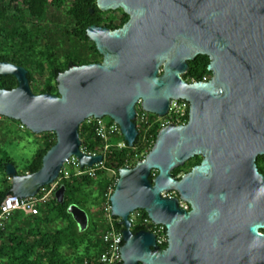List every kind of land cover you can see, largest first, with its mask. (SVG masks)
Segmentation results:
<instances>
[{"label":"water","instance_id":"95a60500","mask_svg":"<svg viewBox=\"0 0 264 264\" xmlns=\"http://www.w3.org/2000/svg\"><path fill=\"white\" fill-rule=\"evenodd\" d=\"M96 1L103 11L122 8L130 18L113 31L88 27L104 59L60 72L58 94L35 93L26 67L0 60V75L18 80L12 89L0 88V116L56 135L39 170L20 174L14 163L6 165L7 195H37L73 155L81 167L102 161L103 154L82 150L87 118L110 116L133 147L139 102L165 116L172 99H185L188 120L162 126L145 157L119 170L110 197L123 230V260L115 264H264V173L257 162L264 155V0ZM199 54L209 56L212 75L188 81L183 75ZM195 155L203 156L201 163L173 175ZM65 193L62 184L59 202ZM139 208L165 226V249L156 233L131 230L130 214ZM68 211L81 231L88 228L85 209L71 204Z\"/></svg>","mask_w":264,"mask_h":264},{"label":"trees","instance_id":"16d2710c","mask_svg":"<svg viewBox=\"0 0 264 264\" xmlns=\"http://www.w3.org/2000/svg\"><path fill=\"white\" fill-rule=\"evenodd\" d=\"M90 7H96V0H0V60L26 67L35 93L58 94V74L75 62L70 54L68 41L72 19L77 17L83 22L88 16L91 17ZM209 63L208 55H197L195 59L189 61L190 68L183 77L188 81L204 80L212 75L208 69ZM41 74L44 75L43 78ZM17 85L18 80L14 75H0V88L12 89ZM189 112L190 109L186 119L189 118ZM19 124L22 125L21 122ZM159 129L160 126L157 124L150 131L153 144ZM142 136L141 130L132 154V156L141 154L139 160L149 152L140 142ZM80 137L82 148L87 152H100L103 148L104 142L96 137L92 125L82 124ZM36 142L38 148L35 154L22 170H18V173L39 170L44 155L56 143V135L54 132L37 134ZM128 151V148L123 150L110 148L105 159L106 168L119 171L127 165L132 166L135 162L132 157H128ZM0 152H3L0 158V171L5 173L6 165L9 162L15 164V161L6 151ZM257 162L264 173V155H259ZM184 170L185 165H181L174 169L173 175L180 176ZM103 171L104 169L99 170L98 176H102ZM154 175L155 173L151 175V179ZM60 176H63V172ZM8 180L9 177L0 189V205L4 197L12 193V182L9 183ZM90 183L93 184V180L89 175L62 177L58 187L62 184L66 187L63 202L57 200L55 189L46 203L38 205L37 214L16 211L8 220L6 227L0 230V264H70L72 261L70 255L74 252L80 253L87 239H92L93 247L86 246L85 249H88L91 255L97 253L98 230L81 231L73 215L68 211L71 204L87 209L84 188ZM97 185L99 188L101 182ZM106 186L104 185V190ZM83 262L84 260L81 261L82 264Z\"/></svg>","mask_w":264,"mask_h":264},{"label":"built area","instance_id":"2783aa9c","mask_svg":"<svg viewBox=\"0 0 264 264\" xmlns=\"http://www.w3.org/2000/svg\"><path fill=\"white\" fill-rule=\"evenodd\" d=\"M206 79L207 77L204 80ZM189 109H190V103L187 100L172 99L170 103L169 111L167 113V115L170 116V119L167 121H162V122L159 121L158 119L150 121L148 119L146 112L140 113L137 110L136 123L139 128V131L141 130L143 131V136L140 142L143 145H145V149L150 150L153 146V140L151 138L152 136L150 135V131L155 125L158 124L160 127H162V126L167 125L168 123H185L184 120L186 118V115L188 114ZM94 119H96V121H94ZM85 121L89 125H92L94 127L96 137L103 140L105 144L103 145V148L101 149L100 152H90V151L87 152L83 148L82 150L89 154H95V155L103 154L104 159L96 163L94 166H92L90 170H80L74 173V175L76 176L89 175L90 177H94L96 179L98 178L97 176H98V171L100 170V168L105 167L106 155L109 152L110 148L115 147V148L123 149L128 144L126 141L125 142L120 141L116 144H111L109 142V138L111 136L116 135L118 132H122L119 124L116 121H115L116 122L115 124L110 125V124L104 123L102 117H94V116L87 118ZM21 126L23 127L24 124H22ZM72 165H80V162L75 155L71 156L65 161L64 166L61 171V173L63 172V176H59V178H57L55 182L49 185L43 186L38 192V194L35 196L25 198L19 195H12V196L6 195L0 205V230L6 227L8 220L18 210H21L29 214H37L39 212L38 205L40 203H46L52 197V193L53 191H55V189H57L62 177H70L73 175V173H71V170H70ZM127 166H130V165H127ZM85 167H89V166H85ZM85 167H82V168H85ZM112 171H113L112 177L114 178V182H111L108 185L104 193V195L108 199L107 206L105 207V211L111 210L110 197L117 185V181L119 178L118 175L115 174V170H112ZM133 212H136V210ZM130 219L132 220L131 217ZM121 220L122 218L119 217L117 222ZM117 222L113 224L112 228L99 234L98 240H97L99 244V250L97 251V253H94L92 257L85 258L83 264H115V262H121L123 260L120 254V251H119V240L123 237V230L119 228ZM145 223L153 224L152 231L157 234V241L159 244L166 242L167 236L165 234L164 225L154 224L152 220L150 221L148 219L145 220Z\"/></svg>","mask_w":264,"mask_h":264},{"label":"rangeland","instance_id":"374dc122","mask_svg":"<svg viewBox=\"0 0 264 264\" xmlns=\"http://www.w3.org/2000/svg\"><path fill=\"white\" fill-rule=\"evenodd\" d=\"M73 52V51H70ZM95 52L93 51V54L88 52L89 54H92L95 56ZM78 55L80 56H86L83 55L82 51L77 52ZM40 76V74H39ZM41 77L43 78L44 75L41 74ZM39 81V80H38ZM137 110L140 113L146 112L148 119L150 121L153 120H159V121H167L170 119L169 115L165 116H160L158 114L152 113V112H147L146 110L143 109L141 103L137 104ZM103 122L106 124H115L116 122L108 115L102 117ZM188 119L185 118V122ZM96 121V119H94ZM20 121L19 120H13L5 116H0V150L1 151H6L15 161V165L18 170H22L27 161H29L33 155L35 154L37 148H38V143L36 142L37 138V133L33 132L29 128H27L25 125L23 127L20 126ZM87 123L86 121L83 122L82 124ZM81 124V126H82ZM88 124V123H87ZM80 126V128H81ZM161 128V127H160ZM120 141L125 142L124 135L122 132H118L116 135H113L109 138V142L111 144H116ZM105 143H103L104 145ZM112 148V147H111ZM129 149L128 157H132L134 162V165L139 161L141 154H138L136 156H132L134 153V146L129 147L128 145L123 148V149ZM119 150H123L120 148H117ZM145 152V151H144ZM142 152V153H144ZM3 152H0V158L2 157ZM143 155V154H142ZM132 164V166H134ZM68 166V165H67ZM131 166V165H130ZM69 167V166H68ZM91 167H85L82 168L80 165H72L71 166V173H76L80 170H90ZM104 169L102 176H97L98 178L92 177L93 184L90 183L89 185H86L84 188V197H85V202H87V213L89 216V229L87 228L86 230L90 231H95L98 230V233L101 234L102 232L112 228L113 224L117 222L118 216H113L111 213V210L105 211V207L107 206V197L104 195L105 190L107 189V186L111 183L114 182V179L112 177L113 175V169L106 168H100ZM99 172V171H98ZM100 174V173H99ZM115 174L119 175V171L115 170ZM76 176V175H74ZM7 177L9 175L5 172L0 171V189L4 186V182L7 180ZM9 183H11V179L8 180ZM101 182L100 187L98 188V185ZM104 185H107L104 190ZM101 188V189H100ZM100 189V191H98ZM104 190V191H103ZM169 195V194H168ZM41 205L44 203H40ZM132 218V222L134 225H144L145 220L148 219L151 221L149 218L148 214L144 211V209H136V212H132L130 215ZM147 224V223H146ZM89 232L87 234H89ZM95 236V235H94ZM92 239H87L83 246L81 247L80 253L74 252L70 255L72 261L70 264H82L81 261L84 260L85 258H90L93 255L89 253L87 248H92Z\"/></svg>","mask_w":264,"mask_h":264},{"label":"flooded vegetation","instance_id":"af4514ba","mask_svg":"<svg viewBox=\"0 0 264 264\" xmlns=\"http://www.w3.org/2000/svg\"><path fill=\"white\" fill-rule=\"evenodd\" d=\"M89 12L91 14V17L88 16L83 22L77 19V17H74L72 19V23L70 26L69 31V51H73L70 54H72L75 62H73L71 66L77 65H84L89 63H99L102 62L104 57L97 49L96 43L90 38L88 34V27L91 25H96L97 27H105L109 28L111 31L116 30L118 28H121L124 26V24L129 20L130 15L126 13L122 8L117 9H110V10H101L96 1V7H90ZM39 29H40V17H39ZM78 51H82L84 53L83 55L86 56H80L77 54ZM93 51L95 52V56H93ZM88 52L92 53L88 55ZM69 68V67H68ZM67 68V69H68ZM211 76L207 77L209 79ZM203 159L202 155H195L191 158H189L185 162V170L181 173V176L188 173L195 165L201 163ZM182 206L187 210L190 211L192 209L191 203L188 199L181 200ZM131 217V216H130ZM132 221V220H131ZM122 228L124 229L125 226L123 223H121ZM153 224L152 223H145L144 225H134L132 222L131 230L136 233L140 230H151ZM261 231H263L261 229ZM153 232V231H152ZM264 232V231H263ZM165 234H166V228H165ZM167 236V234H166ZM167 240L164 243L160 244V247L162 249H165L167 247Z\"/></svg>","mask_w":264,"mask_h":264}]
</instances>
